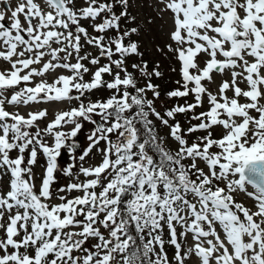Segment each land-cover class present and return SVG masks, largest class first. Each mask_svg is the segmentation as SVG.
<instances>
[{"label":"snow or ice","instance_id":"obj_1","mask_svg":"<svg viewBox=\"0 0 264 264\" xmlns=\"http://www.w3.org/2000/svg\"><path fill=\"white\" fill-rule=\"evenodd\" d=\"M146 3L0 0V264H264V0Z\"/></svg>","mask_w":264,"mask_h":264},{"label":"rangeland","instance_id":"obj_2","mask_svg":"<svg viewBox=\"0 0 264 264\" xmlns=\"http://www.w3.org/2000/svg\"><path fill=\"white\" fill-rule=\"evenodd\" d=\"M137 3L141 5L140 7L134 8L133 14L139 13L141 17H147L149 15H154L151 9L147 7L146 0H137ZM167 25L164 28L160 27L159 22L156 25L151 26V34H145L142 39L144 41V49L145 50V59L152 63L158 62L160 64L161 70L164 73L163 78L156 81L161 85L162 92L166 91L169 86L175 87L174 81L178 79V75L174 72L170 71V68L176 67L178 65L173 59L167 58L165 56L160 55L157 51L155 46L160 45L161 47L167 40L166 32H167ZM161 103H166V98L162 95ZM39 107H49L52 111H57L59 108L65 107L64 105L52 104V105H39ZM27 111V109H24ZM87 132L85 131L84 134L80 136V142L83 144L85 136ZM64 162H67V156L64 157ZM251 190V189H250Z\"/></svg>","mask_w":264,"mask_h":264}]
</instances>
